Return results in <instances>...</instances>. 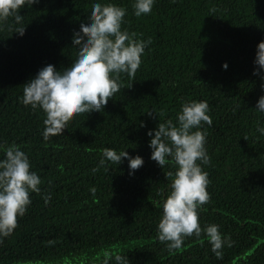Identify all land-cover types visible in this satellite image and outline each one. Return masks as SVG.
Returning <instances> with one entry per match:
<instances>
[{
    "label": "trees",
    "instance_id": "16d2710c",
    "mask_svg": "<svg viewBox=\"0 0 264 264\" xmlns=\"http://www.w3.org/2000/svg\"><path fill=\"white\" fill-rule=\"evenodd\" d=\"M113 2L127 9L122 28L151 38L141 65L132 78L121 74L120 91L102 111L75 114L47 139L43 111L21 102L23 84L46 64L68 66L77 47L71 37L91 0L20 9L23 36L9 27L11 18L0 26V143L19 145L41 177L16 228L0 238V264H101L108 249L130 264H264V136L256 132L264 114L253 109L262 94L253 60L264 39V0H155L140 17L133 0ZM192 99L206 100L212 119L202 128L210 199L199 221L231 238L222 259L203 233L173 251L157 239V193L167 190L172 165L161 169L150 159L146 132L175 122L181 102ZM104 147L125 148L143 165L129 175L122 158L93 173Z\"/></svg>",
    "mask_w": 264,
    "mask_h": 264
},
{
    "label": "clouds",
    "instance_id": "9594fccd",
    "mask_svg": "<svg viewBox=\"0 0 264 264\" xmlns=\"http://www.w3.org/2000/svg\"><path fill=\"white\" fill-rule=\"evenodd\" d=\"M39 0H0V26L11 18L13 32L23 36L25 24L20 9L31 7ZM155 0H133V14L137 17L151 12ZM127 9L113 0H91L90 11L80 20L71 42L75 57L66 67L57 69L49 63L23 84L21 102L32 109L43 111L41 135L55 136L75 114L102 111L108 99L120 91L121 74L134 77L151 38L140 39L135 33L122 28ZM253 75L258 76L262 94L256 101L255 111L264 114V39L255 50ZM222 67L227 69V62ZM129 87L131 84L128 85ZM206 100L182 101L176 120L159 122L148 129L150 159L161 169L172 165L165 173L169 179L166 191L158 192L161 215L156 224L157 239L169 251L178 250L187 237L200 239L202 233L217 259L223 258V249L232 244L231 238L219 231V225H201L199 209L209 199L208 173L202 167L209 163L206 148V124L212 125ZM151 116V112L148 113ZM144 124L141 122V127ZM256 132L264 136V125L259 122ZM247 139L246 137L244 138ZM0 238L9 236L17 226V216L31 202L30 192L40 191L41 177L31 167L29 157L16 143H0ZM127 159L129 175L143 165L140 155L131 156L125 148L104 147L96 167L107 169ZM95 193V187L89 189ZM44 196L47 202L48 196ZM51 243V241H50ZM101 264H130L124 252L104 250Z\"/></svg>",
    "mask_w": 264,
    "mask_h": 264
}]
</instances>
